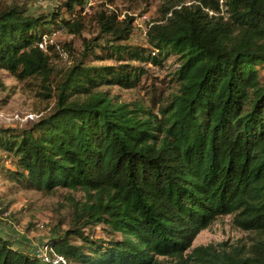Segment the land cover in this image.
<instances>
[{
  "label": "trees",
  "instance_id": "1",
  "mask_svg": "<svg viewBox=\"0 0 264 264\" xmlns=\"http://www.w3.org/2000/svg\"><path fill=\"white\" fill-rule=\"evenodd\" d=\"M84 4L63 0L47 18L0 3V70L39 78L54 98L29 126L0 127V175L82 191L67 195L70 224L52 253L67 264H264V0H163L146 45L129 42L134 16L101 2L86 19ZM58 30L82 46L60 44L75 56L50 86L56 45L36 42ZM169 55L175 86L165 97L152 89L150 105L102 88L134 87L140 63ZM223 215L248 240L191 247ZM98 225L115 238H94ZM0 264L44 263L0 237Z\"/></svg>",
  "mask_w": 264,
  "mask_h": 264
},
{
  "label": "rangeland",
  "instance_id": "2",
  "mask_svg": "<svg viewBox=\"0 0 264 264\" xmlns=\"http://www.w3.org/2000/svg\"><path fill=\"white\" fill-rule=\"evenodd\" d=\"M13 0H0V3ZM24 2L27 12L32 15H45L52 12L63 0H16ZM163 0H84L81 12L87 19L93 10L102 3L107 7L116 9L119 18L123 15L135 17L134 26L136 34L129 42L146 45L144 40L151 20L158 16L157 8ZM89 4V5H88ZM91 5V6H90ZM78 7V6H77ZM87 7V8H86ZM89 7V8H88ZM79 8V7H78ZM86 8V9H85ZM77 9V8H76ZM88 9V10H87ZM78 10V9H77ZM87 10V11H86ZM86 14V15H85ZM45 25V28H48ZM91 26L87 24L84 35H88ZM39 45L54 44L55 53H51L50 65L52 73L51 84L55 85L62 70L73 63L75 55L61 50L64 42H72L75 51L81 48V40L65 30H58L53 34H42ZM94 64H113V59L94 61ZM146 73L134 87L125 88L119 85L102 86L111 95L121 101H141L150 105V92L155 90V97H165L175 86L171 82V72L176 68L175 56L169 55L161 65L140 63ZM264 73V67L260 69ZM0 77L4 88L0 89V127H27L33 121L48 114L54 106V98H44L45 90L42 81L37 77L23 80L16 79L7 70H0ZM0 150V156H2ZM72 194L76 199L82 197V191L59 187L52 193L44 190L24 189L18 182L6 180L0 175V237L10 242L11 246L31 256L38 257L44 264H67L64 258L53 254L50 241L70 224L71 209L67 195ZM231 215L217 217L208 227L202 229L192 241L191 247L226 241L235 243L247 241L249 232L243 231L233 225ZM94 230V238H115L105 232L103 226L98 225ZM118 237V234H115ZM75 242V241H74ZM77 242V241H76ZM190 247V248H191ZM60 257V258H59ZM49 259V260H47Z\"/></svg>",
  "mask_w": 264,
  "mask_h": 264
},
{
  "label": "built area",
  "instance_id": "3",
  "mask_svg": "<svg viewBox=\"0 0 264 264\" xmlns=\"http://www.w3.org/2000/svg\"><path fill=\"white\" fill-rule=\"evenodd\" d=\"M55 33V32H54ZM53 34V33H52ZM42 48H43V45H40V49L42 50Z\"/></svg>",
  "mask_w": 264,
  "mask_h": 264
},
{
  "label": "bare ground",
  "instance_id": "4",
  "mask_svg": "<svg viewBox=\"0 0 264 264\" xmlns=\"http://www.w3.org/2000/svg\"><path fill=\"white\" fill-rule=\"evenodd\" d=\"M88 5H89V4H88ZM86 8H87V7H86ZM86 8H85V9H86ZM59 258H60V257H59ZM47 260H49V259H47Z\"/></svg>",
  "mask_w": 264,
  "mask_h": 264
}]
</instances>
